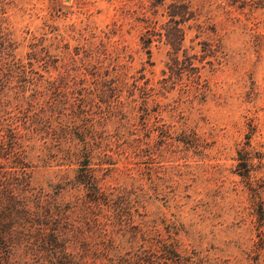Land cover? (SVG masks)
Returning a JSON list of instances; mask_svg holds the SVG:
<instances>
[{
  "label": "rangeland",
  "instance_id": "374dc122",
  "mask_svg": "<svg viewBox=\"0 0 264 264\" xmlns=\"http://www.w3.org/2000/svg\"><path fill=\"white\" fill-rule=\"evenodd\" d=\"M171 1L0 2L14 144L0 174L30 201L25 238L57 236V261L86 249V264H264V0H183L194 16L179 25L178 74L165 38ZM79 125L103 135L86 169L65 155L77 142L61 144L60 129L73 136ZM87 170L108 192L90 229L75 209ZM66 217L84 227L67 236ZM41 254L15 252L12 264L54 261Z\"/></svg>",
  "mask_w": 264,
  "mask_h": 264
},
{
  "label": "trees",
  "instance_id": "16d2710c",
  "mask_svg": "<svg viewBox=\"0 0 264 264\" xmlns=\"http://www.w3.org/2000/svg\"><path fill=\"white\" fill-rule=\"evenodd\" d=\"M1 1L2 0H0V2ZM167 9L169 13L168 16L171 17L170 21L176 25L175 27L170 28V30L165 32V38L167 39L166 45L172 48V52L170 53V55L172 56V64L168 65V69L173 73L175 71L174 69L179 67L176 71V74H178L180 73L181 67L184 65L183 63H181V59L179 58V51L181 49L180 45L185 36L184 32L179 28V25L191 19L194 14L191 11V6L189 5V3H186L183 0H172ZM107 33L102 32V34L108 38ZM1 39L2 38L0 36V63L2 64L3 60H7L6 57H12V55L8 52H5V50L7 48H9L10 51L12 50L10 45L5 46V43H7V41H3ZM142 39H147L144 42L145 44H151V38L143 36ZM101 48H105V43L102 41L99 43V49ZM184 54V56H186L185 52ZM187 60L189 61L188 58H185L182 60V62H186ZM6 65H9L8 62L6 63ZM12 77L13 72L11 71L10 66H8L4 71L0 70V159L5 158L8 151L12 149L14 145L12 143L13 137H11L9 127H5L3 124V114L6 113V110H4V108L10 105V101L7 98V91L9 90L7 84H9L10 78ZM24 82L26 83L25 80ZM99 84H102L101 87H106L105 81H99ZM104 93L105 92H103L102 96H97L99 97V102L104 100ZM19 97V103H21L22 101V104H26L30 108L32 107L26 97ZM34 118L35 119L32 120L34 124H41L42 120L39 115H34ZM24 119L25 121H28L27 116ZM25 126L26 125L24 124V128ZM67 128V126H63L60 129L62 146L68 147L69 143L72 144L74 141H76L77 143L73 146L75 150L72 151L70 148H68L67 150H65V155L67 154L69 156H73L74 158L78 155L80 158H83L85 163L83 167L86 169V167L88 166L87 158H89V160L91 159L90 157L93 153V147H96L100 144L99 141L103 140V135L102 133H100L96 137V135H94L93 133L97 130H93L90 128L86 129V126L79 125L75 127L76 132L74 133L75 135L73 134L72 136ZM68 136L70 138H68ZM77 146H81V149L77 148ZM92 173L93 172L88 170L82 171L81 178L85 181L84 182L82 180V183L87 186L88 192L86 196L88 197L87 199L80 201L81 203L78 204L75 208L76 211L81 214V218L83 219V222H85V226L87 229L94 228L93 225L98 221V218H95L94 222L93 220L91 221L90 215L97 216L100 213H103L106 201L108 199V192L103 188L101 189L100 187H97L94 180L92 179ZM14 180H18V178H15ZM8 181L9 180L7 178V175L0 174V264H12L14 262L15 252H17V256H19V261H22L25 256L29 254V252H37V254L42 257L41 253H46L47 251H49V255H52L50 250H55V245H58L57 236L46 234H42L40 236L39 234H33V236H30L29 238H25L26 236L21 230L26 228L28 224L30 225V213L28 209V203L30 201L27 198H23L24 200L21 202L18 201L13 192L11 190H8ZM94 207L97 210H95ZM65 219L66 224H64L63 229H61L63 233H66L67 236L69 235L68 232H80V230L84 227L81 224L77 225L75 222V224L77 225L76 226L74 222H70L67 217ZM30 239H34L36 243V246L33 244L34 249L30 248L27 244L28 240ZM63 247L65 246L62 245L61 252L64 251ZM105 249L107 251L106 253L113 251L112 247H106ZM167 250L169 251L166 253V257H168L169 260H175L178 258L176 250L171 247H169ZM67 256V258L64 257L63 259L58 257L57 261V258L52 255L50 256V258L54 261L51 264H86L85 262H83V259L86 260V258H89L90 255L85 249L80 256L76 255L75 257H73L72 254H69ZM145 260V258L140 257L138 262L144 263Z\"/></svg>",
  "mask_w": 264,
  "mask_h": 264
}]
</instances>
